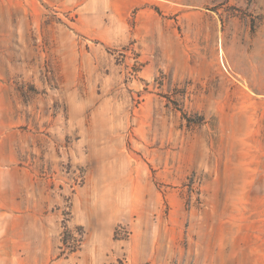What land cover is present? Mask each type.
<instances>
[{
    "label": "rangeland",
    "instance_id": "rangeland-1",
    "mask_svg": "<svg viewBox=\"0 0 264 264\" xmlns=\"http://www.w3.org/2000/svg\"><path fill=\"white\" fill-rule=\"evenodd\" d=\"M264 264V0H0V264Z\"/></svg>",
    "mask_w": 264,
    "mask_h": 264
},
{
    "label": "trees",
    "instance_id": "trees-1",
    "mask_svg": "<svg viewBox=\"0 0 264 264\" xmlns=\"http://www.w3.org/2000/svg\"><path fill=\"white\" fill-rule=\"evenodd\" d=\"M108 264H127L126 261L123 258H118L114 262H110Z\"/></svg>",
    "mask_w": 264,
    "mask_h": 264
}]
</instances>
